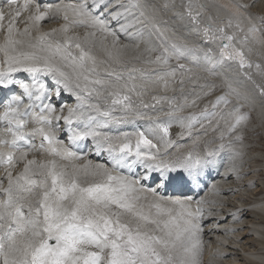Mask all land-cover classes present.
Wrapping results in <instances>:
<instances>
[{
  "label": "snow or ice",
  "instance_id": "snow-or-ice-1",
  "mask_svg": "<svg viewBox=\"0 0 264 264\" xmlns=\"http://www.w3.org/2000/svg\"><path fill=\"white\" fill-rule=\"evenodd\" d=\"M255 6L212 4L205 19L181 3L201 76L180 63L184 46L169 42L179 14L157 19L167 2L0 0V264H203L205 212H223L238 189L213 183L218 200L167 190L203 191L193 185L206 184L226 154L223 179L252 174L242 171L254 106L245 82L264 107V86L250 74L264 66L246 60L251 43L264 45ZM51 20L57 26L43 30ZM146 32L143 50L120 42ZM242 211L214 217L210 231H241L219 225L238 224Z\"/></svg>",
  "mask_w": 264,
  "mask_h": 264
},
{
  "label": "bare ground",
  "instance_id": "bare-ground-1",
  "mask_svg": "<svg viewBox=\"0 0 264 264\" xmlns=\"http://www.w3.org/2000/svg\"><path fill=\"white\" fill-rule=\"evenodd\" d=\"M250 1L251 0H239L240 3H249ZM154 2L158 4H164L165 2H167L170 6V10L167 13L159 14V17L157 19L160 21L168 19L173 15V13L179 14L176 20L177 27L173 29L171 25L167 26L168 39L171 37L172 40L177 41V44L183 45L184 48L187 50L185 51V55L187 56V59L180 62H184V63L186 62L189 65H191L189 67L194 68L196 72H201V68L203 67V65L197 66L191 63L193 57L197 55V51L199 50L200 45L196 43L195 37L185 39L183 34L187 31V29L181 27V25L188 24L189 21L187 20L186 17L183 16L184 9L180 7V5L181 3L187 4L191 2L194 5L193 11L194 12L203 11L204 18L206 19V17L209 14L214 15L216 12L215 8L211 7L212 4L227 5L229 8H231L233 3L236 2V0H154ZM256 3L261 5L260 12L264 14V0H256ZM172 4H175L176 7L172 8L171 7ZM201 4H207L209 5V7L205 9H201L198 7ZM222 15L223 13H221V16ZM55 24L57 25L58 22H55ZM46 27H50V25H46ZM176 34L178 36L183 37V41H178V39L176 38ZM146 38H150L147 32L144 34V36L141 39L128 40L124 36H121L120 42L135 47V46H140ZM249 47L252 48V51L247 54L246 60L251 61L253 65L259 63L262 66H264V45L251 43ZM137 66L138 65H135L134 67ZM250 74L253 76V79L258 84L264 86V72L253 66V68L250 70ZM245 89L248 91V94L253 100V105H254L253 108L257 110L258 118L261 121H264V107H262L259 97L254 94L252 85L250 83L245 82ZM258 153H254V154L251 153L253 159L255 158V156H260ZM247 157H245V159ZM231 161L230 162L227 161L228 163L225 164L223 167H220L222 169H220L219 171H213L211 177H209L210 178V181L208 182L209 184L207 183L208 185L206 184V186L203 188V189L206 188L208 192V189L210 190V186L213 183H218L222 188L231 187L238 189V192H236L235 194H231V193L228 194L229 196L228 206L224 208L223 212H213L211 214L206 213L205 215L204 219L206 223L203 225L204 226L203 240L204 242L208 241L210 243V246L204 244L205 247L202 257L203 264H264V196H261L260 198L254 197V193L258 190L257 188L258 186L257 187L254 186L255 188L251 187L253 189L252 190L253 193L251 194L246 193L247 188L245 187L248 181H254L255 182L254 185H256L258 181H256L255 178L258 179L260 175H264V163H260V164L254 163L251 165H247V161H246V163L244 162V168L242 169V171L247 172L251 168L252 169L251 175L244 176L242 180H237L235 175H232L230 179L225 180L223 179V177L227 174V170L232 163ZM260 165H262V167ZM212 194L213 195L209 197H205V196H201V192H200L198 195L187 194L185 196H193L195 198L204 197L207 200L212 197L214 198V200L215 199L218 200L221 198V197H217L213 192ZM237 209L243 210L242 212L239 213V215L241 216V220L239 221V223L233 224L231 218H229V220L226 223L220 224L219 227L220 228L239 227L241 228V231L235 233H227V234L220 231H210V229L217 227L214 217L218 215L223 216L224 212H229V211L236 212ZM218 237L227 239L229 242V247L227 248L221 247ZM221 252H226L227 255L221 256L220 255ZM228 257L229 259L235 258V260L236 259L237 260L233 262V260L232 261L231 259L229 260Z\"/></svg>",
  "mask_w": 264,
  "mask_h": 264
},
{
  "label": "rangeland",
  "instance_id": "rangeland-1",
  "mask_svg": "<svg viewBox=\"0 0 264 264\" xmlns=\"http://www.w3.org/2000/svg\"><path fill=\"white\" fill-rule=\"evenodd\" d=\"M256 6L257 7H254L253 9H252V11L253 12H256V13H258V14H263L262 12H260V10H261V5L260 4H258V3H256ZM80 32H82V30L80 31ZM176 38L178 39V41H183V37H181V36H178L177 34H176ZM139 39H141V38H139ZM148 39V40H147ZM149 39L150 38H146L145 40H144V42L140 45V46H138L139 47V49L140 50H143L146 46H147V44H148V41H149ZM111 40V38H109V41ZM123 41V40H122ZM169 42L170 43H176L177 44V41H175V40H172L171 39V37L169 38ZM122 43V42H121ZM122 44H125V43H122ZM135 45V44H134ZM177 45H179V44H177ZM187 51V50H186ZM156 54H158V53H153V55H156ZM130 55H131V53H130ZM183 60H185V59H182L181 61H183ZM173 64H175L176 63V61H173L172 62ZM180 63H183V64H186V65H188V66H191V65H189L188 63H184V62H180ZM135 65H138L139 66V68H141V67H144L143 66V64L142 63H139V62H136V63H134V64H131L130 66H135ZM138 66H137V68H138ZM192 68V67H191ZM194 69V68H193ZM201 76H206V73H201ZM207 79L208 80H213L214 78L213 77H207ZM200 82V84H203L205 81H204V79H200L199 80ZM192 83L193 82H189L188 83V85L186 84V90L187 91H193V88H192ZM216 83L217 84H219V80H216ZM192 88V89H191ZM191 89V90H190ZM195 91H200V89L199 88H196L195 89ZM216 94H219L218 92L216 93ZM211 98H213V97H209V99H211ZM188 99H191V97L189 96L188 97ZM187 111V110H186ZM191 111H198V109H191ZM246 111H250L251 112V117H250V121L248 122V124H247V127H246V132H245V135H246V139H245V155H244V159H243V161L246 163V161H247V165H251V164H254V163H257V164H260V163H264L263 161H264V121H261L259 118H258V115H257V110L255 109V108H251V109H246ZM261 117V116H260ZM174 129V130H173ZM127 130V129H126ZM129 130V129H128ZM181 131V129H180V126H179V123L178 122H173V126H172V128L170 129V134H172L171 135V138H173V139H175L176 138V135H177V133H179ZM173 132V133H172ZM251 151V152H250ZM249 152H250V155H249ZM258 153L260 156H255V158L253 159V156H252V154H254V153ZM252 153V154H251ZM227 154H226V156L224 157V160L225 161H223L224 163H223V166L225 165V164H227L228 162H230L231 160H232V158L230 157V156H228V158H227ZM247 156H249V157H247ZM252 156V157H251ZM245 157H247L248 159H250V160H248L247 158L245 159ZM252 159H251V158ZM228 161V162H227ZM250 161V162H249ZM261 161V162H260ZM226 162V163H225ZM232 162V161H231ZM249 162V163H248ZM222 166V167H223ZM261 167H262V165H260ZM220 169H222V168H218L217 170H215V171H219ZM251 169V168H250ZM252 170V169H251ZM260 172V171H259ZM260 175V174H259ZM261 176H262V178H261ZM257 177V176H256ZM214 178H215V176H214ZM253 178H255V177H253ZM259 178H260V180H259ZM259 178L257 179V178H255L256 179V181H258L257 183H256V185H254V186H258L257 188H258V190L254 193V197H258V198H260L261 196H264V175H260L259 176ZM262 181V182H261ZM260 183V184H259ZM262 184V185H261ZM254 186H252V187H254ZM204 188V187H203ZM247 188V191H246V193L247 194H251V193H253L252 192V188L251 187H246ZM255 188V187H254ZM203 191H206L207 192V190H206V188L205 189H203ZM203 191H201V194H202V192ZM209 191H211V189L209 190L208 189V192L207 193H209V194H211V195H213L212 194V192H209ZM211 195H209V196H211ZM260 195V196H259ZM186 196H184L183 198H185ZM195 198V197H194ZM199 198V197H198ZM197 198V199H198ZM208 200H214V198L212 197V198H209ZM216 200V199H215ZM206 207H210V206H207L206 205ZM206 213H208L207 211L205 212V215H206ZM206 223V221H205V219H204V221H203V225ZM203 228H204V226H203ZM204 244H206V245H208V246H210V243L208 242V241H205L204 242ZM228 259H229V257H228ZM231 259V261L233 260V262H235L236 260H235V258L234 259H232V258H230ZM229 259V260H230Z\"/></svg>",
  "mask_w": 264,
  "mask_h": 264
}]
</instances>
